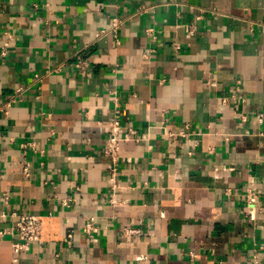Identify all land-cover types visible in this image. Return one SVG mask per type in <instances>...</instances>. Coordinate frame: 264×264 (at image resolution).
I'll use <instances>...</instances> for the list:
<instances>
[{"label":"crops","instance_id":"obj_1","mask_svg":"<svg viewBox=\"0 0 264 264\" xmlns=\"http://www.w3.org/2000/svg\"><path fill=\"white\" fill-rule=\"evenodd\" d=\"M115 117L140 139L112 177ZM11 212L42 239L0 234V264H264V0H0V231Z\"/></svg>","mask_w":264,"mask_h":264},{"label":"built area","instance_id":"obj_2","mask_svg":"<svg viewBox=\"0 0 264 264\" xmlns=\"http://www.w3.org/2000/svg\"><path fill=\"white\" fill-rule=\"evenodd\" d=\"M122 25V20L119 18H113L111 22V27L109 29L110 32H114L116 35L117 31L119 30L120 26ZM152 31V30H150ZM149 31V32H150ZM106 33V32H104ZM12 39V35L9 34L7 40L3 43L1 47V54L5 56L9 50V44ZM88 61L85 58H81L77 62V66L80 68V70H85L88 66ZM86 71V70H85ZM24 88L20 87L15 90L14 95L12 98L7 101L4 105V107H9L11 104L15 101H17L18 96L20 93H22ZM116 105L118 104V99H115ZM259 118L261 119L263 117V114L259 113ZM129 139H135L139 140V136L137 135V132L133 129H129L122 133V129L120 126V119L118 117L113 118L110 121V133L109 138L107 141V144L104 148V153L108 156V158L111 161V176L113 177L117 170H118V163L120 159V150H121V144L122 142L129 140ZM30 168H31V162L25 160L23 165V174L25 176H29L30 174ZM114 188V187H113ZM260 190H252L251 188H247L244 192L245 200L247 204L250 206L248 207V214L253 217L255 213L257 212V200L261 196ZM4 198L8 200V195L5 194ZM5 216L7 214H4ZM15 217L16 220L11 228L5 229L0 231L1 235L10 234L12 236L11 238V248L15 255H19L22 252H26L31 248V244L39 241L42 235V217L39 215L34 214H17V212H11L8 214V216ZM92 228V224L87 223L84 229L86 231H89ZM140 232V229L138 228H127L124 230V233L126 235H136ZM69 238H71V234L68 235ZM258 249H256L255 254L253 255L251 264H260L259 255H258ZM18 258L15 257L14 261H16Z\"/></svg>","mask_w":264,"mask_h":264}]
</instances>
